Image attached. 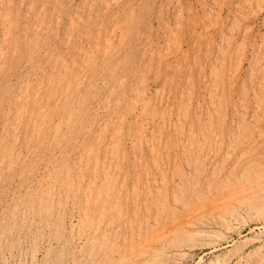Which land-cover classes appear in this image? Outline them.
<instances>
[{"label": "rangeland", "instance_id": "374dc122", "mask_svg": "<svg viewBox=\"0 0 264 264\" xmlns=\"http://www.w3.org/2000/svg\"><path fill=\"white\" fill-rule=\"evenodd\" d=\"M245 1L0 0V264H132L138 234L133 236L126 220L104 238L107 219L101 221L100 206L112 198L113 185L135 200L133 192L143 183L140 176L157 177L156 183L160 177L147 165L155 152L157 161L183 155L166 145L171 141L167 132H174L173 125L188 134V117L200 114L225 58L235 57L230 63L243 68L241 80H248L249 68L264 61V0ZM239 44L244 46L243 61L236 56ZM173 167L181 169L175 183L193 174L186 163ZM259 202L254 203L264 199ZM246 215L230 230L211 229L214 239L196 234L178 242L181 236L171 235V264H224L221 260L229 257L236 261L249 251L253 255L255 248L249 260L264 264V217ZM151 225L142 232L151 235L159 227L158 222ZM206 241L212 243L206 246ZM157 258L143 264L161 260ZM160 260L155 264H170L167 258Z\"/></svg>", "mask_w": 264, "mask_h": 264}, {"label": "bare ground", "instance_id": "6f19581e", "mask_svg": "<svg viewBox=\"0 0 264 264\" xmlns=\"http://www.w3.org/2000/svg\"><path fill=\"white\" fill-rule=\"evenodd\" d=\"M245 1V0H244ZM247 1V0H246ZM245 1V2H246ZM252 2V0L250 1ZM248 3V1H247ZM261 3V2H260ZM238 4V3H237ZM242 4V3H240ZM257 4V3H256ZM250 5V4H249ZM258 5V4H257ZM256 5V6H257ZM263 5V4H262ZM43 6V5H42ZM240 6V5H239ZM264 6V5H263ZM2 7V6H1ZM249 7V6H248ZM244 8V7H242ZM258 8V7H257ZM259 4V9H260ZM252 10V6L250 8ZM69 10V9H68ZM246 10V8H245ZM248 10V9H247ZM262 10V8H261ZM264 10V9H263ZM262 10V11H263ZM232 11V10H231ZM230 11V12H231ZM181 12V10H180ZM248 12V11H247ZM250 12V11H249ZM248 12V13H249ZM252 12V11H251ZM250 12V13H251ZM261 12V11H260ZM249 13V14H250ZM254 14V12H252ZM179 14V13H178ZM232 14V13H231ZM239 15V14H238ZM252 15V14H251ZM255 15V14H254ZM234 16V15H233ZM240 16V15H239ZM257 16V15H255ZM181 17V15H180ZM250 17V15H249ZM178 18V16H177ZM246 18V17H245ZM181 19V18H180ZM188 19V18H187ZM237 19V18H236ZM121 21V20H120ZM187 21V20H186ZM190 21V19H189ZM192 21V20H191ZM247 21V20H246ZM191 23V22H190ZM210 23V22H209ZM216 23V22H214ZM243 24V21H241ZM240 23V24H241ZM178 24V23H177ZM195 24V22H194ZM218 24V23H217ZM179 25V24H178ZM213 25V24H212ZM216 25V24H214ZM213 25V28H214ZM221 25V24H220ZM246 25V24H245ZM186 26V25H185ZM232 26V25H231ZM238 26V24H237ZM241 26V25H240ZM238 28L239 30V27ZM243 26V25H242ZM249 26V25H248ZM180 27V26H179ZM216 27H218L216 25ZM233 27V26H232ZM250 27V26H249ZM205 28V27H204ZM235 28V29H236ZM243 28V27H242ZM209 29V28H208ZM207 29V30H208ZM212 29V28H211ZM232 29V28H231ZM206 30V28H205ZM210 30V29H209ZM219 30H221L219 28ZM249 29H245L243 33H248ZM37 31V30H36ZM105 31V30H104ZM116 31V29H115ZM215 31V30H214ZM174 32V31H173ZM211 32V31H210ZM223 33V32H222ZM231 33V32H230ZM234 33V32H232ZM231 33V34H232ZM210 34V33H209ZM214 34V33H212ZM211 34V35H212ZM118 35V34H117ZM173 35H175L173 33ZM236 35V34H235ZM11 36V35H10ZM112 36V35H111ZM111 36H109L111 40ZM202 36V35H201ZM204 36V34H203ZM224 36V35H223ZM115 37V36H114ZM175 37V36H174ZM177 37V34H176ZM175 37V38H176ZM206 37V35H205ZM247 37V36H246ZM250 37V36H249ZM208 38V37H207ZM212 38V37H211ZM228 38V37H227ZM233 38V37H232ZM115 39V38H114ZM234 39V38H233ZM252 39V38H251ZM212 40V39H211ZM241 40V39H240ZM109 41V40H108ZM173 41V40H172ZM178 41V40H177ZM176 41V42H177ZM197 41V40H196ZM222 41V40H221ZM228 41V40H226ZM235 41V40H234ZM246 41V40H245ZM264 41V40H263ZM171 42V41H170ZM200 42V41H199ZM242 42V41H241ZM244 42V40H243ZM106 43V42H105ZM110 43V41L108 42ZM229 43V42H227ZM199 44V43H198ZM108 45V44H107ZM112 45V44H111ZM110 46V45H109ZM176 46V44L174 45ZM219 46V45H218ZM229 46V45H228ZM238 60L243 61L244 46L238 45ZM261 46V45H260ZM107 47V46H104ZM115 47V46H114ZM117 47V46H116ZM110 48V47H108ZM113 48V47H111ZM219 49V48H218ZM115 50V48H114ZM153 50V49H152ZM178 50V49H177ZM176 50V51H177ZM246 50V49H245ZM252 50V49H251ZM155 51V50H154ZM153 51V52H154ZM225 51V50H223ZM259 51V49H258ZM221 52V51H220ZM235 52V51H234ZM256 53V52H254ZM104 54V53H103ZM257 54V53H256ZM152 55V54H151ZM171 55V53H170ZM221 55V54H220ZM248 55V54H247ZM258 55V54H257ZM108 56V55H107ZM117 56V55H116ZM154 56V54H153ZM168 55L163 59L168 58ZM176 56V55H175ZM231 56V55H230ZM161 57V56H160ZM166 57V58H165ZM178 57V56H177ZM263 57V56H262ZM194 58V56H193ZM153 59V58H152ZM162 59V58H161ZM160 59V60H161ZM230 59L229 61H227ZM235 57L225 58L222 61L221 69L216 70L215 81L209 90V95L205 106L200 110V114L195 117H188L187 125L189 132L187 135L178 133V127L175 126L174 132H167L170 140L167 142L172 150H180L183 155H180L178 160H171V156L157 161V154L154 153L152 164H147L148 168L153 171L156 170L159 180L154 183L153 180L145 179L140 176L142 187H138L133 192L135 200L131 199L130 193H124L125 188L111 187L109 193L112 198L103 204L100 208L103 211L100 216L102 219H107V224L102 236L111 234L117 231L125 221L128 220L130 230L133 236L138 234L139 244L138 249L132 259V264H143L144 261L151 260L157 257L169 260L170 251L167 248V243L171 235H175L180 242L182 237H189L193 235H201L200 237H208L210 240L211 229L222 228L224 231L230 230L232 223L235 220L239 222V218L245 212L246 216L253 218L264 217V61L259 62L256 69L249 68V77L243 78V68H233ZM261 59V58H260ZM150 60V59H149ZM154 60V59H153ZM171 60V59H170ZM174 60V59H173ZM185 60V59H184ZM223 60V59H222ZM92 61V60H91ZM87 63V61H85ZM153 62V61H152ZM240 62V61H239ZM120 63V62H119ZM125 63V62H124ZM123 63V64H124ZM148 63V62H147ZM150 63V61H149ZM162 63V62H161ZM160 63V64H161ZM166 63V62H165ZM170 63V62H169ZM126 64V63H125ZM175 65V63H173ZM172 64V65H173ZM252 64V63H251ZM91 65V64H90ZM104 65V64H103ZM102 65V66H103ZM106 65V64H105ZM152 65V63L150 64ZM256 65V64H255ZM190 66V65H189ZM215 66V65H214ZM241 66V62H240ZM253 66V65H252ZM251 66V67H252ZM89 67V66H87ZM126 67V66H125ZM131 67V66H130ZM159 67V65H158ZM179 67V66H178ZM195 67V66H194ZM91 68V67H90ZM107 68V67H106ZM124 68V67H123ZM127 68V67H126ZM219 68V67H218ZM135 69V68H134ZM156 69V68H155ZM169 69V68H168ZM201 69V68H200ZM66 70V69H65ZM64 70V72H65ZM138 70V69H137ZM158 70V69H157ZM160 70V69H159ZM162 70V69H161ZM171 70V69H170ZM195 70V69H194ZM114 71V70H113ZM74 72V71H73ZM92 72V71H91ZM116 72V71H115ZM158 73V71H156ZM155 72V73H156ZM82 73V72H81ZM88 73V72H87ZM122 73V72H121ZM128 73V72H127ZM137 73V71H136ZM135 73V74H136ZM164 73V72H163ZM192 73V72H191ZM83 74V73H82ZM118 74V73H117ZM130 74V73H129ZM247 74V73H246ZM67 75V74H66ZM85 75V74H84ZM113 75V74H112ZM111 75V76H112ZM124 75V74H123ZM194 75V74H193ZM71 76V75H68ZM73 76V75H72ZM117 76V75H116ZM132 76V74H131ZM140 76V75H139ZM170 76V75H169ZM174 78L177 76L172 75ZM192 76V75H191ZM199 76V75H198ZM204 76V75H203ZM245 76V75H244ZM63 77V76H62ZM124 77V76H123ZM190 77V76H188ZM77 78V77H76ZM121 78V77H119ZM172 78V81L175 79ZM204 78V77H203ZM202 78V79H203ZM67 79V78H66ZM84 79V78H83ZM188 79V78H187ZM213 79V78H212ZM69 80V79H68ZM88 80V79H87ZM142 80V79H141ZM59 81V80H58ZM79 81V80H78ZM116 81V80H115ZM118 81V80H117ZM213 81V80H212ZM81 82V81H80ZM119 82V81H118ZM117 82V83H118ZM125 82V81H124ZM166 82V81H165ZM197 82V81H196ZM63 83V82H62ZM61 83V84H62ZM68 83V81H67ZM66 83V85H67ZM111 83V82H110ZM115 83V82H114ZM137 83V82H136ZM207 83V82H206ZM69 84V83H68ZM164 84V83H163ZM205 84V83H204ZM211 84V83H210ZM52 85V84H51ZM70 85V84H69ZM67 85V88L68 86ZM81 85V84H80ZM78 85V86H80ZM121 85V84H120ZM57 87V86H56ZM70 87V86H69ZM73 87V86H72ZM178 87V85H177ZM196 88V87H195ZM63 89V88H62ZM78 89V88H77ZM162 89V88H161ZM193 89V88H192ZM56 90V89H55ZM70 90V89H69ZM168 90V89H167ZM182 90V89H181ZM41 91V90H40ZM137 91V90H136ZM158 91V90H157ZM192 91V90H191ZM58 92V91H57ZM78 92V91H77ZM110 92V91H109ZM115 92V90H114ZM182 92V91H181ZM53 93V91H52ZM63 93V91H62ZM66 93V92H65ZM71 93V92H70ZM76 93V92H75ZM159 93V92H158ZM163 93V92H162ZM28 94V93H27ZM30 94V93H29ZM28 94V95H29ZM59 94V93H57ZM64 94V93H63ZM62 94V95H63ZM74 94V93H73ZM124 94V93H123ZM186 94V93H185ZM23 95V94H22ZM38 95V93H37ZM60 95V94H59ZM75 95V94H74ZM169 95V94H168ZM187 95V94H186ZM201 95V94H200ZM32 96V95H31ZM52 96V94H51ZM50 96V97H51ZM54 96V95H53ZM64 96V95H63ZM182 96V95H181ZM37 97V96H36ZM56 97V96H55ZM69 97V96H68ZM67 97V98H68ZM138 97V95H137ZM163 97V96H162ZM167 97V95H166ZM193 97V96H192ZM206 97V96H205ZM78 98V96H77ZM135 98V97H134ZM161 98V97H160ZM173 98V97H172ZM199 98V97H198ZM29 99V98H28ZM65 99V98H64ZM70 99V98H68ZM132 99V98H131ZM149 99V97H148ZM147 99V100H148ZM157 99V98H156ZM163 99V98H161ZM35 100V99H34ZM60 100V99H59ZM73 100V99H72ZM144 100V99H143ZM203 100V101H204ZM82 101V100H81ZM117 101V100H116ZM130 101V100H129ZM134 101V99H133ZM185 101V100H184ZM38 102V101H37ZM67 102V101H66ZM136 102V101H135ZM134 102V103H135ZM149 102V101H148ZM151 102V100H150ZM116 103V102H115ZM144 104V101L141 102ZM36 104V103H33ZM44 104V103H43ZM73 104V101H72ZM160 105V104H159ZM158 105V106H159ZM25 104L23 105V107ZM27 106V105H26ZM41 106V105H40ZM51 106V105H50ZM65 106V105H63ZM70 106V105H69ZM153 106V105H152ZM133 107V106H132ZM48 108V107H47ZM51 108V107H50ZM46 108H44L45 110ZM54 109V108H53ZM61 109V108H60ZM67 109V108H66ZM71 109V108H70ZM134 109V107H133ZM166 109V108H165ZM194 109V108H193ZM25 110V109H24ZM39 110V109H38ZM41 110V109H40ZM39 110V111H40ZM43 110V111H44ZM152 110V109H151ZM156 110V109H155ZM154 110V111H155ZM188 110V109H187ZM23 111V110H22ZM159 111V110H158ZM155 111V112H158ZM196 111V110H195ZM24 112V111H23ZM31 112V111H30ZM69 112V111H68ZM72 112V111H71ZM78 112V111H77ZM76 112V113H77ZM149 112V111H148ZM154 112V113H155ZM37 114V112H36ZM40 114V113H39ZM43 114V113H42ZM46 114V113H45ZM44 114V115H45ZM100 114V113H99ZM136 114V113H135ZM159 114V113H158ZM186 114V113H185ZM25 115V114H24ZM35 115V114H34ZM33 115V116H34ZM42 115V116H44ZM66 115V114H65ZM77 115V114H76ZM117 115V114H116ZM98 116V115H97ZM129 116V115H127ZM135 116V115H134ZM133 116V117H134ZM142 116V115H141ZM153 116V115H152ZM158 116V115H157ZM173 116V115H172ZM46 117V115H45ZM50 117V115H49ZM55 117V116H54ZM70 117V116H69ZM74 117V116H73ZM72 117V118H73ZM95 117V115H94ZM99 117V116H98ZM123 117V116H122ZM122 117L120 119H122ZM126 118V116H124ZM147 117V116H146ZM163 117V116H162ZM36 118V117H35ZM48 118V117H47ZM154 118V117H153ZM34 119V118H33ZM45 119V118H44ZM68 119V117H67ZM110 119V118H109ZM163 119V118H160ZM159 119V121H160ZM37 120V119H36ZM53 120V119H52ZM29 121V120H28ZM34 121V120H33ZM43 121V120H42ZM68 121V120H67ZM70 121V120H69ZM75 121V120H74ZM125 121V120H124ZM129 121V120H128ZM158 121V122H159ZM186 122V121H185ZM48 123V122H46ZM51 123V121L49 122ZM57 123V122H55ZM68 123V122H67ZM42 124V123H41ZM58 124V123H57ZM56 124V125H57ZM124 124V123H123ZM158 124V123H157ZM162 124V123H161ZM167 125L166 123H163ZM35 125V124H34ZM43 125V124H42ZM59 125V124H58ZM66 125V124H65ZM73 125V124H72ZM130 125V123H129ZM184 124L180 123V126ZM33 126V125H32ZM46 126V125H45ZM106 126V125H105ZM34 127V126H33ZM32 127V128H33ZM57 127V126H56ZM71 127V126H70ZM117 127V126H116ZM31 128V129H32ZM58 128V127H57ZM143 128V127H142ZM152 128V127H151ZM150 128V129H151ZM180 128V127H179ZM35 129V128H34ZM40 129V128H39ZM44 129V128H43ZM60 129V128H59ZM116 129V128H115ZM114 129V130H115ZM47 130V129H46ZM149 130V129H148ZM40 131V130H39ZM89 131V130H88ZM99 131V130H98ZM145 131V130H144ZM55 132V131H54ZM71 132V131H70ZM69 132V133H70ZM91 133V132H90ZM44 134V133H43ZM55 134V133H54ZM57 134V132H56ZM146 134V133H145ZM180 136L182 137H179ZM36 135V134H35ZM39 135V133H38ZM60 135V134H59ZM65 135V134H64ZM71 135V134H70ZM89 135V134H88ZM87 135V136H88ZM100 136V135H99ZM177 136V139L173 138ZM58 137V136H57ZM85 137V136H84ZM89 137V136H88ZM167 138V137H166ZM108 139V138H107ZM87 140V139H86ZM143 140V139H142ZM99 143V142H98ZM109 143V142H108ZM161 144V142H160ZM100 145V144H99ZM107 145V144H106ZM120 145V144H119ZM152 145V144H151ZM163 145V144H162ZM91 146V145H90ZM157 146V145H156ZM151 147V146H150ZM159 147V146H158ZM6 148V147H5ZM89 148V147H88ZM98 148V147H97ZM117 148V147H116ZM154 148V147H153ZM90 149V148H89ZM167 151L168 150L165 148ZM76 150V149H75ZM92 150V149H91ZM89 150V152L91 151ZM116 150V149H115ZM156 150V149H155ZM123 151V150H122ZM142 151V150H141ZM154 151V150H153ZM158 152V149L156 150ZM152 152V151H151ZM71 153V152H70ZM151 154V153H150ZM162 154V153H161ZM165 154V153H164ZM170 154V153H169ZM160 155V154H159ZM141 156V155H140ZM161 156V155H160ZM175 156V155H174ZM97 157V156H96ZM88 158V157H87ZM153 158V157H152ZM87 161V160H86ZM103 161V160H102ZM111 161V160H110ZM10 162L11 159H10ZM97 162V158H96ZM113 162V160H112ZM130 162V161H129ZM128 162V163H129ZM145 162V161H144ZM56 163V162H55ZM90 163V162H89ZM102 163V162H101ZM178 163H186L193 169V174L185 175L188 178L182 183H175V178L181 174L176 166ZM8 164V162H7ZM107 164V163H106ZM146 164V163H145ZM97 165V164H96ZM115 165V164H114ZM153 165V167L151 166ZM10 166H12L10 164ZM68 166V165H67ZM113 166V165H112ZM178 166V165H177ZM89 167V166H88ZM110 167V166H109ZM62 168V167H61ZM146 168V167H145ZM112 168L110 167L109 170ZM188 169V168H187ZM147 170V169H146ZM92 171V170H91ZM106 171V170H105ZM112 171V170H111ZM183 171V170H182ZM82 172V171H81ZM115 172V171H114ZM68 173V172H67ZM183 173V172H182ZM89 174V173H88ZM147 174V173H146ZM151 174V173H150ZM110 175V172H109ZM107 173V177L109 176ZM148 175V174H147ZM156 175V174H155ZM154 176V175H153ZM184 176V177H185ZM83 177V176H82ZM106 177V176H105ZM104 177V178H105ZM115 177V176H114ZM117 177V176H116ZM148 177V176H146ZM211 177V178H209ZM133 178V177H132ZM79 179V178H78ZM214 179L215 181H212ZM113 180V179H111ZM117 180V179H115ZM154 181V182H153ZM73 183V182H72ZM109 183V182H108ZM115 183V182H114ZM82 184V182H81ZM84 186V185H83ZM109 186V184H108ZM68 187V186H67ZM107 188V187H106ZM73 189V188H72ZM82 189V188H81ZM92 189V188H91ZM102 189V187H101ZM78 190V189H77ZM89 190V189H88ZM133 190V189H132ZM44 193V192H43ZM51 193V192H50ZM126 194V198L123 197ZM82 195V194H81ZM117 195V196H116ZM130 195V197H129ZM90 196V194H88ZM110 197V195H108ZM42 198V197H40ZM68 200V197H67ZM196 200V201H195ZM52 201V200H51ZM95 201V200H94ZM124 201V203H123ZM260 201L259 205L254 203ZM47 202V201H46ZM88 202V201H87ZM88 204V203H87ZM60 205V204H59ZM85 205V203H84ZM79 206V205H78ZM52 207V206H51ZM133 208V209H131ZM46 209V208H45ZM52 209V208H51ZM86 209V208H85ZM29 210V209H28ZM42 210V209H41ZM87 210V209H86ZM75 211V210H74ZM123 211L130 212L131 215L125 216ZM93 212V211H92ZM59 213V212H58ZM57 213V214H58ZM101 213V212H100ZM68 214V213H67ZM250 214V215H249ZM23 215V214H22ZM40 215V214H39ZM123 215V216H121ZM86 216V215H85ZM250 217V218H251ZM20 218V217H19ZM99 218V217H98ZM99 218V219H100ZM253 218H251L253 220ZM51 219V218H50ZM116 219L118 223L114 220ZM246 219V218H245ZM249 219V218H247ZM94 220V218H93ZM92 220V221H93ZM249 220V221H252ZM241 221V219H240ZM248 221V222H249ZM98 222V221H97ZM122 222V223H121ZM159 226L152 234L143 233L144 228L156 223ZM244 222V219L242 221ZM22 223V222H21ZM48 223V222H47ZM46 223V224H47ZM50 223V222H49ZM116 223V224H115ZM241 223V222H240ZM101 224V222L99 223ZM239 224V223H238ZM242 224V223H241ZM246 224V223H245ZM25 225V224H24ZM40 225V224H39ZM73 225V224H72ZM98 225V223H97ZM243 225V224H242ZM50 226V225H49ZM152 227V225H151ZM97 228V227H96ZM45 229V228H44ZM49 229V228H48ZM153 229V228H152ZM43 230V229H42ZM79 230V229H78ZM220 229H218L219 231ZM7 231V230H6ZM32 231V230H31ZM88 231V230H87ZM210 231V232H209ZM217 231V229H216ZM221 231V230H220ZM219 231V233H220ZM47 232V231H45ZM51 232V231H50ZM94 232H97L95 230ZM222 232V231H221ZM49 233V231H48ZM53 233V232H52ZM58 233V232H57ZM215 233V232H214ZM93 234V233H92ZM45 235V234H44ZM220 235V234H218ZM223 235V233H221ZM63 236V234H62ZM88 236V235H87ZM174 236V237H175ZM210 236V237H209ZM213 236H215L213 234ZM211 237V239L213 238ZM217 236V235H216ZM55 237V236H54ZM202 240V238H200ZM205 237V238H206ZM85 238V237H84ZM119 238V237H118ZM198 236H196V239ZM65 239V238H64ZM103 239V238H102ZM207 239V238H206ZM205 239V240H206ZM207 239V240H208ZM214 239V238H213ZM176 240V239H175ZM95 241V240H94ZM125 241V240H124ZM170 241H173L172 239ZM189 241V240H188ZM196 241V240H195ZM204 241V239H203ZM212 241V240H211ZM211 241H208L212 243ZM61 242V241H59ZM111 242V241H110ZM175 242V241H174ZM182 242V241H181ZM187 242V241H186ZM197 243L202 244L203 242ZM207 242V241H206ZM206 246L208 245V242ZM249 241H246L248 243ZM72 243V242H71ZM114 243V242H112ZM166 243V246H165ZM190 243V241H189ZM191 240V244H192ZM209 243V245H210ZM214 243V242H213ZM242 243L245 244V241ZM59 244V243H58ZM111 244V243H110ZM172 244H175L172 242ZM190 244V245H191ZM200 244H197L198 246ZM241 244V243H240ZM251 244V241L250 243ZM103 245V244H101ZM179 245V244H178ZM189 245V244H187ZM186 245V246H187ZM194 245V244H193ZM81 246V245H80ZM124 246V245H123ZM131 246V245H130ZM136 246V245H135ZM192 246V245H191ZM203 246V245H202ZM205 246V247H206ZM247 246V244L245 245ZM60 247V246H59ZM179 246L173 247L174 250ZM188 247V246H187ZM193 247V246H192ZM191 247V248H192ZM221 247V246H220ZM240 247V246H239ZM51 248V246H50ZM83 248V247H82ZM94 248V247H93ZM172 248V249H173ZM181 248V247H180ZM190 248V249H191ZM204 248V247H202ZM215 248V247H213ZM216 250L218 247H216ZM242 248V247H241ZM64 249V248H63ZM119 249V248H118ZM126 249V248H125ZM171 249V250H172ZM179 249V248H178ZM182 249V248H181ZM240 249V248H238ZM243 249V248H242ZM257 251V248H255ZM254 249V250H255ZM102 250V249H101ZM214 250V249H212ZM75 251V250H74ZM84 251V250H83ZM117 251V250H116ZM236 251V250H234ZM252 254H253V250ZM255 251V252H256ZM48 252V251H47ZM77 252V251H76ZM81 252V251H80ZM231 254L230 251L228 250ZM240 252V251H239ZM238 252V253H239ZM250 252V251H249ZM247 254L239 255L235 261L231 257L223 259L224 264H258L259 261L251 262L249 257L255 256ZM180 253V252H179ZM178 253V254H179ZM237 253V254H238ZM80 254V253H79ZM82 254V253H81ZM85 252L82 254V258ZM103 254V253H102ZM124 254V253H123ZM133 254V253H132ZM225 254V253H224ZM226 254V256H228ZM91 255V254H90ZM90 255L89 258H90ZM177 255V254H176ZM183 255V254H182ZM236 255V254H234ZM233 255V257H234ZM59 256V255H58ZM123 256V255H122ZM125 256V255H124ZM123 256V257H124ZM174 257V255H171ZM180 256V255H178ZM218 256V255H217ZM223 256V255H222ZM264 256V255H262ZM56 257V256H55ZM53 257V258H55ZM61 257V256H60ZM97 257V256H96ZM122 257V258H123ZM57 258V257H56ZM77 258V257H76ZM75 258V259H76ZM77 258V261H78ZM84 258V257H83ZM82 258V259H83ZM94 258V257H93ZM179 258V257H176ZM226 258V257H224ZM262 258V257H261ZM86 259V258H85ZM100 259V258H99ZM158 259V258H157ZM220 259V258H219ZM250 259V260H249ZM256 259V258H255ZM59 260V257H58ZM56 259V262L58 261ZM62 260V259H61ZM119 260V259H118ZM160 260V259H159ZM158 260V261H159ZM160 260V261H161ZM81 261V260H80ZM80 261H78L80 263ZM86 261V260H85ZM107 261V260H106ZM154 261H157L156 259ZM157 261V262H158ZM170 261V260H169ZM177 261V260H176ZM175 261V262H176ZM235 261V262H234ZM262 261V260H261ZM55 262V260H54ZM68 262V261H67ZM84 262V261H83ZM113 262V261H112ZM157 262H154L157 263ZM167 262V261H166ZM174 262V261H173ZM172 262V263H173ZM212 262V261H211ZM59 263V262H58ZM61 263V262H60ZM122 263V262H121ZM162 263V262H161ZM171 264V261L168 262ZM213 263V262H212ZM216 264L219 261L215 262ZM213 263V264H215ZM261 263V262H260ZM71 264V263H70ZM82 264V263H81ZM93 264V263H92ZM116 264V262H115ZM152 264V263H149ZM164 264V263H163ZM177 264V263H176Z\"/></svg>", "mask_w": 264, "mask_h": 264}]
</instances>
